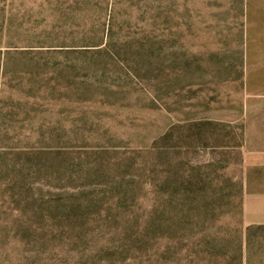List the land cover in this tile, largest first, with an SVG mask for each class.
<instances>
[{
	"label": "rangeland",
	"instance_id": "1",
	"mask_svg": "<svg viewBox=\"0 0 264 264\" xmlns=\"http://www.w3.org/2000/svg\"><path fill=\"white\" fill-rule=\"evenodd\" d=\"M0 264H264V0H0Z\"/></svg>",
	"mask_w": 264,
	"mask_h": 264
}]
</instances>
